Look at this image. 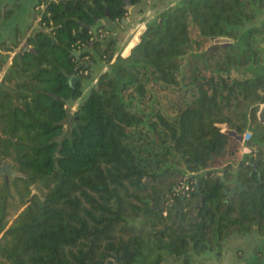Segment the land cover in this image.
Instances as JSON below:
<instances>
[{"label": "trees", "instance_id": "obj_1", "mask_svg": "<svg viewBox=\"0 0 264 264\" xmlns=\"http://www.w3.org/2000/svg\"><path fill=\"white\" fill-rule=\"evenodd\" d=\"M139 1L35 0L0 41V264H195L264 233V0H179L115 53Z\"/></svg>", "mask_w": 264, "mask_h": 264}, {"label": "crops", "instance_id": "obj_2", "mask_svg": "<svg viewBox=\"0 0 264 264\" xmlns=\"http://www.w3.org/2000/svg\"><path fill=\"white\" fill-rule=\"evenodd\" d=\"M178 1L141 0L130 5L120 21L111 23V32L108 33V36L110 35L116 39L115 53H126L139 39V35L144 30L146 22L151 20L160 10ZM34 12L37 15V11L34 10ZM36 15L34 22L37 27L39 24L36 21ZM259 15V20L264 19V8ZM0 52H4V50L0 48ZM102 65L105 66L107 64L102 63ZM100 66L101 64L98 67ZM104 68L106 69L107 67ZM258 116L264 122V103L259 106ZM249 134V131L242 134V142ZM238 150L240 153H243L249 151L250 147L242 143ZM201 256L212 263L214 262V264H249L252 262L264 264V233L252 231L247 234L234 235L225 242L220 254L210 253Z\"/></svg>", "mask_w": 264, "mask_h": 264}, {"label": "rangeland", "instance_id": "obj_3", "mask_svg": "<svg viewBox=\"0 0 264 264\" xmlns=\"http://www.w3.org/2000/svg\"><path fill=\"white\" fill-rule=\"evenodd\" d=\"M34 2L35 0H0V41L11 42L16 37L20 38V40H23L25 35L35 30L36 25L34 19L36 14L33 10ZM19 46L20 45L15 47L14 50L18 49ZM117 49H119V47H117ZM104 67H107V65L103 66L101 64L100 67H97L94 70V72L89 78L84 79L83 93L80 99L83 98V96H85V94L89 89L88 86H91L95 82L98 74L103 70H105ZM0 78H1V73H0ZM85 83L87 84V86L85 85ZM75 107H76V102L67 104L69 115L64 120V129H68L71 123L70 115ZM34 193L38 194L39 189L35 188ZM197 259L198 261H196L195 264H214V262L212 263L211 261L206 260L202 256L201 257L198 256ZM163 264H182V261L175 260L173 257H170Z\"/></svg>", "mask_w": 264, "mask_h": 264}, {"label": "water", "instance_id": "obj_4", "mask_svg": "<svg viewBox=\"0 0 264 264\" xmlns=\"http://www.w3.org/2000/svg\"><path fill=\"white\" fill-rule=\"evenodd\" d=\"M130 5L127 4V8L129 7ZM85 27L89 28L90 25L88 24H83ZM222 41H226V40H229L228 38L224 37L221 39ZM73 53L75 55L78 54V51H73ZM69 80L71 82V84H75L76 81H81L82 80V76H79V75H75V74H72L70 75L69 77ZM232 134L235 135L240 141H242L243 139V135L242 134H237L236 131H232ZM0 174L4 175L5 179L7 180V175L8 174H11V175H16V172L13 170V168L9 165H7L6 163H0ZM198 186V185H197ZM239 187L241 188L242 185L240 182H236L235 185H232V190H231V193H233L235 190H236V187ZM198 190V188H197ZM35 191V188L32 186V193H34Z\"/></svg>", "mask_w": 264, "mask_h": 264}, {"label": "built area", "instance_id": "obj_5", "mask_svg": "<svg viewBox=\"0 0 264 264\" xmlns=\"http://www.w3.org/2000/svg\"><path fill=\"white\" fill-rule=\"evenodd\" d=\"M45 6H46V4L44 2H41L35 8V10L37 11L36 21H37L38 24H39V21L41 20L42 12L44 11ZM184 186L186 188L188 187L187 185H184ZM249 264H257V263L252 262V263H249Z\"/></svg>", "mask_w": 264, "mask_h": 264}]
</instances>
